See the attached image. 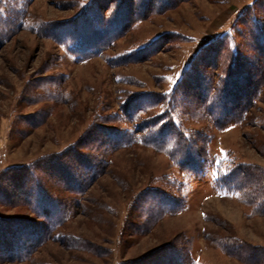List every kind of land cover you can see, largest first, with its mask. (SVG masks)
Instances as JSON below:
<instances>
[{
    "label": "rangeland",
    "instance_id": "1",
    "mask_svg": "<svg viewBox=\"0 0 264 264\" xmlns=\"http://www.w3.org/2000/svg\"><path fill=\"white\" fill-rule=\"evenodd\" d=\"M118 4L0 0V176L72 148L104 163L53 233L79 247L48 240L27 261L0 264H264V211L218 184L231 165L264 170V76L244 123L219 130L201 115L174 114L184 131L208 139L199 171L183 172L143 144L97 147L120 138L117 129L133 137L138 120L125 122L121 105L170 95L213 41L224 37L233 53L263 59L264 47L261 55L254 48L264 43V0H182L151 11ZM146 109L142 118L160 113ZM0 216L33 217L8 205Z\"/></svg>",
    "mask_w": 264,
    "mask_h": 264
},
{
    "label": "trees",
    "instance_id": "2",
    "mask_svg": "<svg viewBox=\"0 0 264 264\" xmlns=\"http://www.w3.org/2000/svg\"><path fill=\"white\" fill-rule=\"evenodd\" d=\"M117 1L121 10L151 11L172 8L182 0ZM138 1L141 3L135 9ZM122 16L123 21L127 22L128 18L124 19V14ZM134 16L131 15V18L134 19ZM224 44L223 37L198 53L170 95L144 93L127 98L121 105L120 112L125 122L138 120L133 127L134 136L128 137L129 132L117 129L112 132L116 138L120 137L116 135L121 134L120 138L98 142L97 147L123 149L143 144L167 155L183 172L199 171L207 156L208 139L205 133L184 131L175 123L174 114H184L191 119L201 115L219 130L231 121L236 123L241 120L240 123H244L250 102L258 93L264 76V58H243L240 53H233ZM255 45L254 51L261 55L264 43ZM141 54H134L136 56L133 58L137 59ZM250 78L255 80L250 82ZM238 83H243L244 87L239 88ZM251 89L249 98H246V91ZM223 97L229 99L228 105L220 103ZM142 99H148V103L138 106ZM152 106L159 107L160 113L142 118L140 110H150ZM72 149L30 166L10 169L0 176V205L25 207L33 216H0V260L27 261L33 251L48 240L63 239L61 241L66 242L67 247L80 246L77 238L64 235L59 237L53 233L67 222L77 198L101 174L104 163L102 159L80 156ZM78 168L83 169V172H78ZM218 178L219 185L239 193L245 203H253L257 209L264 211V170L253 166L231 165ZM60 189L66 196L64 193L59 196Z\"/></svg>",
    "mask_w": 264,
    "mask_h": 264
}]
</instances>
